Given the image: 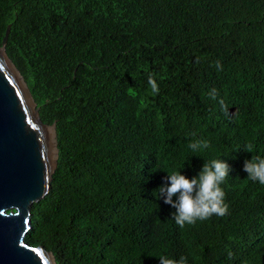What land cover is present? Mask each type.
<instances>
[{
	"label": "trees",
	"instance_id": "16d2710c",
	"mask_svg": "<svg viewBox=\"0 0 264 264\" xmlns=\"http://www.w3.org/2000/svg\"><path fill=\"white\" fill-rule=\"evenodd\" d=\"M246 5L258 45L225 27ZM10 24L6 51L59 148L30 244L57 264H264V185L240 169L264 156V0H0V45ZM213 159L232 166L221 186L237 221L181 228L156 171L192 178Z\"/></svg>",
	"mask_w": 264,
	"mask_h": 264
},
{
	"label": "water",
	"instance_id": "95a60500",
	"mask_svg": "<svg viewBox=\"0 0 264 264\" xmlns=\"http://www.w3.org/2000/svg\"><path fill=\"white\" fill-rule=\"evenodd\" d=\"M0 46V264H57L25 242L31 206L50 190L58 159L56 129L41 120L32 92Z\"/></svg>",
	"mask_w": 264,
	"mask_h": 264
},
{
	"label": "clouds",
	"instance_id": "9594fccd",
	"mask_svg": "<svg viewBox=\"0 0 264 264\" xmlns=\"http://www.w3.org/2000/svg\"><path fill=\"white\" fill-rule=\"evenodd\" d=\"M242 9H245V11H241V13L235 11L233 15L225 21V27L233 37L234 42H238V40L241 38L246 44L258 45L262 42L263 38L259 37L256 34L255 30L253 29V26L258 21L255 17L256 8L252 5H246ZM203 17L205 20H207L208 17L206 11L203 13ZM238 17H240V19ZM197 19L198 17L195 19L194 25L196 24ZM8 27H11V24L8 25ZM9 33H10V29H9ZM206 37H207L206 49L200 54L201 64H204L207 61L206 51L209 47L210 42H209V37L208 36ZM8 39H9V35H8ZM257 58L264 59V48L262 54H260ZM216 66L218 69L222 70V67L218 62ZM148 83L151 86L152 91L154 93H158L159 91L158 85L155 79L151 75H149L148 77ZM210 95L212 99H216L215 90H213V92ZM212 118L215 124L221 130H225L226 123L224 121L214 117ZM49 125H54L56 129L55 123ZM56 137H57V129H56ZM57 146H58V139H57ZM209 147H210V143L208 141L197 140L189 144V148L193 152L201 151ZM248 147L250 152L251 146ZM58 158H59V148H58ZM57 165H58V159H57ZM240 169H243V173L247 174V177L250 180L258 181L260 184L264 185V156L261 157L252 156L250 158H245L240 164ZM230 171H232L231 164L229 162H225L222 159H213L210 162H205L200 172L192 178H188L185 175H182L181 171H176L171 173L167 172L163 174L160 170H157L156 172L159 176V184H158L159 199L162 198L165 204H168L173 208L172 211L170 212V218L181 228L196 223L201 224V221L203 222V225H205L210 219H217L221 221L220 230L221 233L224 234L228 230L230 225H232L234 222L237 221V218L234 216L236 210H229V204L226 200V189L224 186H221L222 183L225 181L226 177L229 176ZM49 192L43 198H45L49 194ZM42 199H40L39 201H41ZM39 201L35 203H38ZM31 227H32V212H31ZM27 234L25 236V242L30 244V242L26 240ZM30 245H32L33 247L40 246L33 244ZM52 254L54 255L53 252ZM216 260H217V253L214 256V260L212 264H216ZM159 262L160 264H187L185 257H181L179 261H177L163 255L159 257Z\"/></svg>",
	"mask_w": 264,
	"mask_h": 264
}]
</instances>
